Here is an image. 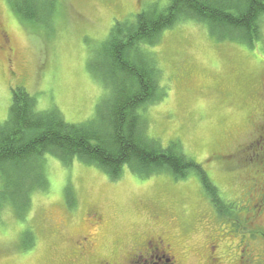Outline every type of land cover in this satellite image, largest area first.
Here are the masks:
<instances>
[{
    "label": "rangeland",
    "instance_id": "1",
    "mask_svg": "<svg viewBox=\"0 0 264 264\" xmlns=\"http://www.w3.org/2000/svg\"><path fill=\"white\" fill-rule=\"evenodd\" d=\"M155 2L168 0H58L46 24L23 19L11 0H0V23L16 49L14 75L0 52V124L9 116L17 86L36 96L41 110L57 107L70 123L98 115V106L110 99L103 42L116 21L132 19ZM262 21L264 43V16ZM258 45L220 41L205 23L185 20L164 30L155 46L143 47L155 58L166 90L161 101L141 111L149 137L164 147L179 142L220 183L225 198L233 185L219 151L246 139L243 132L257 108L254 78L258 63H264ZM42 166L47 183L32 193L25 216L11 207L1 212L0 264L90 262L80 254L86 244L79 237L86 228L99 239L98 253L122 264H129L128 252L145 235L167 230L176 235L186 264H202L196 249L206 235L201 220L207 206L196 175L176 180L125 169L114 180L95 165L78 160L65 165L53 156ZM94 210L106 218V230L95 223ZM141 264L170 263L160 250Z\"/></svg>",
    "mask_w": 264,
    "mask_h": 264
},
{
    "label": "trees",
    "instance_id": "2",
    "mask_svg": "<svg viewBox=\"0 0 264 264\" xmlns=\"http://www.w3.org/2000/svg\"><path fill=\"white\" fill-rule=\"evenodd\" d=\"M11 2L23 19L46 24L58 5V0ZM263 16L264 0H168L116 21L102 44L110 99L101 103L106 108L98 106V115L82 123L68 122L57 107L41 110L36 96L13 88L9 116L0 124V215L9 207L18 216L27 213L32 193L47 183L42 166L46 156L65 165L75 160L95 165L114 180L125 169L141 177L169 174L176 180L194 174L208 195L219 199L204 166L179 142L164 147L149 137L141 111L161 101L166 90L155 58L143 47L155 46L164 30L185 20L205 23L220 41L253 46L262 40ZM26 240L31 244L29 233Z\"/></svg>",
    "mask_w": 264,
    "mask_h": 264
},
{
    "label": "flooded vegetation",
    "instance_id": "3",
    "mask_svg": "<svg viewBox=\"0 0 264 264\" xmlns=\"http://www.w3.org/2000/svg\"><path fill=\"white\" fill-rule=\"evenodd\" d=\"M259 41L255 44L263 49L264 43ZM15 51L10 34L0 23V52L4 54L12 75L15 74L11 65ZM258 64L260 67L254 78L256 84L252 95L254 101L257 100V108L248 120V130L243 132L246 139L219 151L231 174V197L225 198L220 183L211 179L219 190V199H213L200 182L207 206L201 220L206 235L196 249L202 264H264V63L260 61ZM91 215L100 230H106V218L95 210ZM89 230L86 228L79 237L86 244L80 254L91 261L79 260L80 264H122L118 259L98 253L96 245L99 239ZM175 239L176 235L170 230L145 235L128 252L129 264H141L146 259H152L153 253L160 250L170 264H186ZM70 264L78 263L73 260Z\"/></svg>",
    "mask_w": 264,
    "mask_h": 264
}]
</instances>
